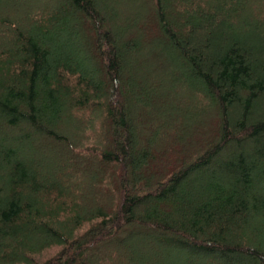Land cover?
<instances>
[{
	"label": "trees",
	"instance_id": "1",
	"mask_svg": "<svg viewBox=\"0 0 264 264\" xmlns=\"http://www.w3.org/2000/svg\"><path fill=\"white\" fill-rule=\"evenodd\" d=\"M138 1L0 0V264H264V0Z\"/></svg>",
	"mask_w": 264,
	"mask_h": 264
},
{
	"label": "rangeland",
	"instance_id": "2",
	"mask_svg": "<svg viewBox=\"0 0 264 264\" xmlns=\"http://www.w3.org/2000/svg\"><path fill=\"white\" fill-rule=\"evenodd\" d=\"M133 1H136V0H133ZM130 2H132V0H126V4H127L126 7L122 6V4H121V6H119V14H120V17L125 18V15H127L130 12V8L129 7L130 6L132 7V5H134L133 3H130ZM142 2H145V4H147L148 3V0H139L138 1L139 5L140 4L142 5ZM134 9L135 8H131V11L134 10ZM136 11H137V8H136ZM117 23H120V21L119 22L117 21ZM82 125L83 124L80 123L79 121H77L76 118H75V120L72 123L68 122L67 123V127H64L62 131L65 134H67L70 138H73L74 136H76V134L78 133V130L79 129L80 130L83 129ZM71 154L72 153H70V152H68L66 150L65 151L63 150L61 153L56 152V155H57L58 159H60L59 161H61L62 163H67L68 161H71L73 164H76V162H74L72 160V155ZM77 172H78V170H77ZM87 178H88V176L85 175V179H87ZM99 252H101V250H99L97 248H94L91 251V253H97V254Z\"/></svg>",
	"mask_w": 264,
	"mask_h": 264
}]
</instances>
